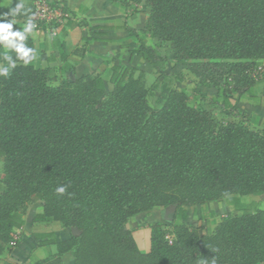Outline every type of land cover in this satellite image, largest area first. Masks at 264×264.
<instances>
[{"label": "trees", "instance_id": "trees-1", "mask_svg": "<svg viewBox=\"0 0 264 264\" xmlns=\"http://www.w3.org/2000/svg\"><path fill=\"white\" fill-rule=\"evenodd\" d=\"M107 1L125 17L146 10L142 31L126 27L137 42L132 56L157 70L168 44L173 62L197 82L174 75L184 88L163 90L162 106L151 109L145 82L127 68L111 69L106 95L102 75L51 87L34 59L25 65L13 50L1 51V65L11 55L16 66L0 77V253L27 206L42 202L36 219L79 234L34 264H61L67 252L73 264H264V212L229 213L205 235L183 224L186 208L264 193V129L218 122L198 106L225 107L242 92L259 104L264 0ZM24 43L33 48L30 38ZM72 53L79 60L85 54ZM172 205V223L150 227V251L140 253L128 221Z\"/></svg>", "mask_w": 264, "mask_h": 264}, {"label": "crops", "instance_id": "crops-1", "mask_svg": "<svg viewBox=\"0 0 264 264\" xmlns=\"http://www.w3.org/2000/svg\"><path fill=\"white\" fill-rule=\"evenodd\" d=\"M37 1L39 0H0V13H7L17 4H22L20 13L7 19L14 21L13 30H23L27 22L26 16ZM43 1L55 2L70 13L68 20L52 34L43 30H33L27 34L35 50L34 62L47 72V82L51 87H57L66 80L75 81L85 75L95 74L102 75L107 93L113 88L108 80L113 67L119 68L120 73L127 68L134 77L140 72L149 74L152 71L151 66L140 56L131 55L132 50L137 47V42L126 30V27L139 31L144 29L146 10L143 5L138 7L137 13L125 17L121 10L107 0ZM77 49L85 53L80 60L77 54L72 53ZM8 50L0 44V52ZM170 56L167 57L168 67L165 73L169 74L170 71L182 76L186 82L196 83L197 78L183 66L175 64ZM173 87L182 89L178 82ZM257 89L260 100L257 105L246 99L244 92L240 95L233 94L227 100L225 107L212 104L208 100L198 104L216 121L241 122L252 130L260 131L264 129L262 82L258 84ZM206 93L211 97L214 91L206 90ZM2 179L3 164L0 159V187ZM186 211L187 218L183 224L197 228L200 235H205L209 231L212 232L216 224L229 213L242 215L254 214L257 211L264 212V193L246 197L231 196L214 201L205 207H189ZM42 214V202L27 206L23 216L24 224L10 236L9 243L2 245L0 264H34L57 253L55 243L68 239L70 230L63 228L57 222L36 219ZM169 218L173 219L172 216ZM171 223L172 221H166L163 208H159L139 213L132 217L127 225L140 253L147 254L150 251V227L161 225L168 228ZM60 263L73 264L72 252L64 253L60 257Z\"/></svg>", "mask_w": 264, "mask_h": 264}, {"label": "clouds", "instance_id": "clouds-1", "mask_svg": "<svg viewBox=\"0 0 264 264\" xmlns=\"http://www.w3.org/2000/svg\"><path fill=\"white\" fill-rule=\"evenodd\" d=\"M23 8L22 4H17L15 8L11 9L7 13H0V44L6 49H11L16 53L17 59L22 61L25 65L30 63L34 59L33 48L27 47L24 41L27 38V34L31 33L36 27L31 18L26 22L23 30H13L14 21L7 19L9 16H15L20 13ZM4 59L7 61L6 66H0V77H8L10 69L16 66V59H13L11 55H5ZM66 188L64 186L57 187L56 192L59 195L64 194ZM212 264H216L213 258Z\"/></svg>", "mask_w": 264, "mask_h": 264}, {"label": "rangeland", "instance_id": "rangeland-1", "mask_svg": "<svg viewBox=\"0 0 264 264\" xmlns=\"http://www.w3.org/2000/svg\"><path fill=\"white\" fill-rule=\"evenodd\" d=\"M159 57L165 59L163 62L158 63V69L155 70L152 67V71L149 74H146L144 72H140L139 74H136L135 77L140 76L143 81L145 82V87L147 89V105L151 109H157L162 106L163 100L166 97V94L163 90L165 89H173L176 82L174 79V75L169 71V74L165 73L166 68L168 67L167 61L169 55L172 58V53L169 49L168 44H163L160 51L158 52ZM168 55V56H167ZM171 60V59H170ZM173 61V59H172ZM68 80L64 81L67 82ZM188 82V81H187ZM179 83V82H178ZM181 88H184L181 83H179ZM109 92L106 93V95ZM199 106V104H198ZM219 122V121H218ZM226 123V122H222ZM241 123V122H240ZM243 124V123H242ZM165 211V209H163Z\"/></svg>", "mask_w": 264, "mask_h": 264}, {"label": "built area", "instance_id": "built-area-1", "mask_svg": "<svg viewBox=\"0 0 264 264\" xmlns=\"http://www.w3.org/2000/svg\"><path fill=\"white\" fill-rule=\"evenodd\" d=\"M61 8L62 7L55 2L48 3L43 0L37 1L34 5V13L32 16V22L36 26L33 30H43L49 32L50 34L55 32L61 24L68 20V14L63 13ZM39 22L44 25L43 28L38 25ZM262 72L263 70L258 68L254 72V75H258V77H260Z\"/></svg>", "mask_w": 264, "mask_h": 264}, {"label": "water", "instance_id": "water-1", "mask_svg": "<svg viewBox=\"0 0 264 264\" xmlns=\"http://www.w3.org/2000/svg\"><path fill=\"white\" fill-rule=\"evenodd\" d=\"M175 211H176V206L175 205L169 206V207H167L165 209L166 221L167 222H171L172 221V218H169V216L174 215ZM126 229L128 230V225H126ZM70 233L73 236H77L79 234V232L76 229H71Z\"/></svg>", "mask_w": 264, "mask_h": 264}]
</instances>
